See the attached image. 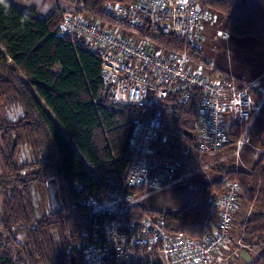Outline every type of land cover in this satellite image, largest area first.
Wrapping results in <instances>:
<instances>
[{
  "label": "trees",
  "instance_id": "trees-1",
  "mask_svg": "<svg viewBox=\"0 0 264 264\" xmlns=\"http://www.w3.org/2000/svg\"><path fill=\"white\" fill-rule=\"evenodd\" d=\"M108 1L136 0H83L96 13ZM202 6L221 16L230 35L264 43V0H206ZM62 18L59 8L41 19L34 9L22 11L11 0H0V100L23 111L13 123L0 116V264H79L76 245L89 217L73 182L101 193L109 186L107 180H118L129 164L135 109L112 103L102 84L99 57L70 37L57 36ZM253 101L256 110L246 123L230 130L227 144L256 142L262 154L251 170L219 167L216 179L195 188L194 204L162 215L169 234L195 240L212 236L219 216L208 197L223 193L226 181H238V202L260 210L241 224L243 243L256 251L249 264H264V95L254 93ZM198 107L199 95L174 107L168 130L175 142L193 138ZM30 142L38 144L33 148L38 147L39 155L21 170L18 158ZM52 179L65 208L56 216L36 204L38 189L48 194L46 183ZM132 211L129 217L136 220L147 213L139 206ZM56 234L62 254L55 253Z\"/></svg>",
  "mask_w": 264,
  "mask_h": 264
},
{
  "label": "built area",
  "instance_id": "built-area-1",
  "mask_svg": "<svg viewBox=\"0 0 264 264\" xmlns=\"http://www.w3.org/2000/svg\"><path fill=\"white\" fill-rule=\"evenodd\" d=\"M204 1H108L99 13L83 0L68 2L72 9L63 14L57 36L80 40L99 57L102 84L112 103L135 109L125 174L118 180L109 178L101 193L73 182L89 217L76 245L79 264L224 263L218 253L230 240L238 181H226L223 193L208 197L219 223L217 232L202 240L167 233L162 214L129 217L138 206L136 191L170 184L189 149L209 155L222 152L230 130L246 123L256 110L253 94L264 95L255 81L220 72L213 62L192 55L200 49L204 23L216 22L203 8ZM195 95L196 136L174 142L168 130L174 107L188 104ZM155 143L169 150L156 153Z\"/></svg>",
  "mask_w": 264,
  "mask_h": 264
},
{
  "label": "rangeland",
  "instance_id": "rangeland-1",
  "mask_svg": "<svg viewBox=\"0 0 264 264\" xmlns=\"http://www.w3.org/2000/svg\"><path fill=\"white\" fill-rule=\"evenodd\" d=\"M34 1L36 4L39 2V0ZM47 1L50 4L48 8L50 10V6L52 5L53 1L46 0L44 3L46 4ZM42 8H44V6ZM67 8L68 9L63 11V14L72 9L71 4H68ZM210 13L216 18V23H218L219 25L212 29H207L205 32L206 42L201 45V49L204 51L205 58L214 57L215 52L213 51V46L217 45L214 37L218 36V30H225L226 25L225 21L221 18L220 15L212 12ZM123 34H125V32H123ZM79 41L80 40H77L76 42L79 43ZM217 53L216 55H218ZM17 108L18 107L4 106L2 105V102L0 100V116H2L3 118H6L5 111L11 109H13L12 111H16L18 110ZM9 113L11 114V111ZM18 113V118L23 116L22 109L19 108ZM191 136L195 137L196 133H191ZM23 139H25L26 141L25 136H23ZM30 145L31 147L27 145L24 146L27 158L31 155L38 156V147L36 146L35 148H33L34 145L38 144H36V142L35 144H32L30 142ZM20 146L18 150H20ZM25 147L27 149H25ZM153 150L157 151L158 153H165L169 150V146L159 147L158 145H155L153 146ZM261 154L262 151L257 146L256 142L250 139H242L237 145H229L222 152L216 155L202 154L193 149H189L188 155H186L183 160L184 168H182V170L175 175L172 183L165 185L162 188H147L144 190L136 191L134 193V202L136 203V205L146 210L147 212H154L160 214H164L167 212L177 213L180 210L186 208L188 205L195 203V188L200 185H205L206 183L212 182L214 179H216L219 175V167L234 165L238 169L249 171V169L261 156ZM25 165L26 164H23L19 157L17 163L18 168L22 170ZM38 190V198H36V204L38 206V209L43 212H49L50 210L48 194H46L44 188L42 187H40ZM0 203H2L1 206H3V197L0 198ZM239 206L242 205L238 202L237 210H239ZM259 212V208L254 206L251 209L249 215L251 217ZM238 229L239 228H237L236 231H232L231 229L229 236L233 241L229 240V242L226 244L227 248H223V250H229V253H225L224 256L227 259V257L229 258L231 252L234 253V251L238 249L240 252L238 251L239 253L237 252L236 254L240 257V259L238 260L239 264H249L247 259L252 260L251 256L256 255V251L253 250L251 245L247 246L243 243L241 235L242 233ZM61 241L62 240L59 234L54 235V243L56 248L55 253L57 254H62ZM232 244L235 245L233 248ZM243 250L247 252H243Z\"/></svg>",
  "mask_w": 264,
  "mask_h": 264
},
{
  "label": "crops",
  "instance_id": "crops-1",
  "mask_svg": "<svg viewBox=\"0 0 264 264\" xmlns=\"http://www.w3.org/2000/svg\"><path fill=\"white\" fill-rule=\"evenodd\" d=\"M11 1L22 11H30L32 9H35L38 17L41 19L47 18L58 8L62 11L68 9L67 7L69 4L64 0H52L53 2L49 10L48 9L50 5L49 2L47 1L46 4L44 3L46 0H39L37 4L35 3L34 0H23V1L11 0ZM43 6L44 8H42ZM204 24H205L203 27L204 36L201 45L204 42H206V37H205L206 30L212 29L214 27H217V25H219L216 22H214L213 24L206 22ZM214 39L216 40L217 43V45L213 46V51L215 52L214 57L205 58L204 51L201 49V45H200L199 54H198L199 58H201L202 60L213 62L215 67L220 72L227 73L248 81H255L258 84V87L264 89V43L253 37H241L236 35L235 36L230 35L226 32V29L218 30V36L217 37L215 36ZM216 53L218 55H216ZM172 141H174L173 138ZM129 144H130V139H129ZM129 144H128V150H129ZM155 145L158 144L155 143L153 146ZM153 146H152V150H153ZM153 151L158 153L155 150ZM251 168L249 169V171L251 170ZM253 207H254L253 205L249 207L243 205L239 206V210L236 211L234 216V225L232 231L234 230L236 231L237 228H239L238 230H240V232L242 233L241 224H243L245 221H247L250 218L249 213ZM230 241H233L231 237H230ZM234 246L235 245L232 244V248ZM228 251L229 250L222 249L218 253V256L224 259L223 264H236V263L239 264L238 260L240 259V257L236 254L239 250L236 249L234 253L231 252L229 258L227 257L226 259L224 254L229 253ZM243 252H247V251L243 250ZM247 260L248 262H251L250 259ZM212 264H216V263L214 262Z\"/></svg>",
  "mask_w": 264,
  "mask_h": 264
},
{
  "label": "water",
  "instance_id": "water-1",
  "mask_svg": "<svg viewBox=\"0 0 264 264\" xmlns=\"http://www.w3.org/2000/svg\"><path fill=\"white\" fill-rule=\"evenodd\" d=\"M197 11L200 12V6H197ZM0 174H1V167H0ZM48 188V200H49V212L56 216L64 212L65 208L60 199L58 183L56 180L52 179L48 181L47 184Z\"/></svg>",
  "mask_w": 264,
  "mask_h": 264
},
{
  "label": "flooded vegetation",
  "instance_id": "flooded-vegetation-1",
  "mask_svg": "<svg viewBox=\"0 0 264 264\" xmlns=\"http://www.w3.org/2000/svg\"><path fill=\"white\" fill-rule=\"evenodd\" d=\"M18 110H19V107L17 108ZM21 109V108H20ZM13 109H11V110H7V111H5V117H6V119H7V121H8V123H13V122H16V121H18L20 118H18L17 117V114H19L18 113V110H16V111H12ZM11 111V114L9 113ZM22 146V145H21ZM2 147H3V145H2V142H1V137H0V153H1V149H2ZM23 147V151H22V153H21V157H20V159H21V162L23 163V164H29V163H31L32 161H34V159H35V157H36V155H31V156H29L28 158H27V156H26V151L24 150V146H22ZM10 149L12 150L13 149V146H10ZM25 149H27L26 147H25ZM2 158H1V155H0V167H1V175H2V160H1ZM46 187H47V183H46Z\"/></svg>",
  "mask_w": 264,
  "mask_h": 264
}]
</instances>
